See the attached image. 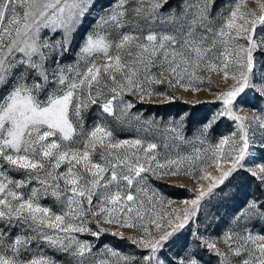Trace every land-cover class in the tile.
Listing matches in <instances>:
<instances>
[{"label": "snow or ice", "instance_id": "6c2138e0", "mask_svg": "<svg viewBox=\"0 0 264 264\" xmlns=\"http://www.w3.org/2000/svg\"><path fill=\"white\" fill-rule=\"evenodd\" d=\"M215 2L183 0L179 11H162L169 0H115L85 36L76 64L63 65L93 0H0V264H165L166 242L195 224L202 204L234 172L245 169L264 185V162L257 163L264 157L250 151L257 137L264 148V116L241 115L234 105L246 90L264 97V0H254L255 8L232 0L213 13ZM43 29L60 38H42ZM213 74L227 88L201 135L220 117L234 121L235 130L210 145L199 164L191 156L161 163L157 144L114 135L109 119L157 130L131 113L126 95H164L154 91L157 84L200 91L194 84ZM165 132L188 142L179 126ZM213 166L218 175L208 171ZM180 175L193 180L194 198L164 211L174 202L150 177ZM240 216L264 218V202L248 201ZM105 233L126 238L141 254L107 244L93 252L94 244L80 238ZM193 235L229 264L215 240ZM221 239L239 264H264V234L228 231ZM175 264L201 260L187 252Z\"/></svg>", "mask_w": 264, "mask_h": 264}, {"label": "rangeland", "instance_id": "374dc122", "mask_svg": "<svg viewBox=\"0 0 264 264\" xmlns=\"http://www.w3.org/2000/svg\"><path fill=\"white\" fill-rule=\"evenodd\" d=\"M217 2V0H216ZM232 0H225L219 7L215 8L213 5V13L220 10V8L231 3ZM115 3V0H93L92 8L90 12L84 17L82 25L73 34L72 43L68 48V51L64 53L61 57V64L63 65H75L77 61V54L79 52L80 46L82 45L85 36L93 31L97 20L100 16L104 15L106 10L110 8ZM183 0H169V3L165 5L162 11H168L172 8H176L179 11L180 5ZM249 7L255 8L256 4L254 0H249ZM259 32V29H258ZM264 34V33H261ZM60 32L50 33L48 29H43L41 32V37H48L50 41H54L60 38ZM254 82H257L254 80ZM231 80H229V84ZM195 87H199L200 91H193L188 89L187 91L179 86L169 87L167 84H157L154 85V91L158 93H164V95H154L150 99L146 98L143 101L139 100L138 96L126 95V100H131L135 105L131 109V113L138 114L141 120H151L156 123L157 130L144 131L143 128L138 130L133 121L132 125H117L114 121L108 120V123L112 126L114 130V135L118 139H133L140 138L145 141V143H155L158 145L156 151L159 153L160 162L163 163L165 159H176L181 156H191L194 159L199 157L197 163L206 159L210 152L207 151L210 145H215L219 138L229 135L235 130V122L229 117L218 118L212 127L207 131L206 134L201 135V129L207 124L213 116L222 108V102L217 99L220 90H226L227 85L221 82L220 78L215 74L212 75L211 80L204 79L202 82H197L194 84ZM178 98L185 100L190 103H204L205 105V117L202 121L194 120L188 122L187 113L188 110H182L178 115L169 114L168 116H162L159 114L161 109L157 104H161L167 100ZM234 105L240 110L241 115H257L264 116V97H261L258 92L246 90L242 97H237L234 101ZM91 112L95 116H99V112L96 110L95 106L91 109ZM92 123L91 119L85 120V127ZM180 127V131L183 134L184 140L187 143L181 142L178 139L172 138V134L165 132L168 127ZM204 142L201 143L200 141ZM167 144V147H165ZM250 151L257 156L264 157V148H262L260 138L257 137V142L255 146H250ZM264 160H258L257 163H262ZM246 168L252 167L247 160L245 161ZM230 165L224 161H221V167L226 169ZM188 167L187 162L182 166L183 168ZM208 171L213 175H218V172L214 170V166L208 168ZM14 179L21 178L16 173H8ZM209 181H204L205 186ZM149 183L152 187L157 189L164 197L174 203L164 209V211H169L171 208H176L185 199L194 198V193L189 191L195 188V184L190 177L180 175L178 177L166 178L164 180H156L150 177ZM179 185H182L179 186ZM264 188V185H262ZM228 191V190H227ZM229 193L228 197L220 198L219 191L208 200H206L197 215L195 224L191 222L180 232L176 233L169 242H166L165 248L161 251L160 257L165 261V264H175L185 253L193 252L197 254V258L201 260V264H222L221 258L214 252L205 249L202 246V241H197L195 232L205 238H210L215 240L217 246L222 252L228 253L229 264H239L240 257H237L229 252L228 245H226L221 239L225 232L231 231L236 234L239 233L243 235L245 230L251 231L253 234H264V230L258 228L256 224L252 222V217L244 218L240 216L239 219L236 217L243 211L246 207L248 201L253 199L247 198L244 204H231L230 195L236 193V186L233 187ZM184 192L183 196H175L173 193ZM229 198V200H228ZM222 199V200H218ZM47 206H53V201L51 198H45L41 201ZM259 220L264 222V218L257 216ZM165 231L170 229L165 227ZM125 236L132 234V230L125 229ZM162 234L161 233H158ZM81 239L89 240L94 244L93 252H97L105 244L110 247L117 249L124 253H135L140 255L141 251L137 250L135 246L131 245L126 238H120L112 236L105 233L99 238L91 237L88 234H83ZM116 244V245H115ZM52 255L53 253H49ZM57 259H60L57 256Z\"/></svg>", "mask_w": 264, "mask_h": 264}, {"label": "trees", "instance_id": "16d2710c", "mask_svg": "<svg viewBox=\"0 0 264 264\" xmlns=\"http://www.w3.org/2000/svg\"><path fill=\"white\" fill-rule=\"evenodd\" d=\"M172 1V0H170ZM225 0H217L215 8L219 7ZM161 109L159 110V114L162 116H168L169 114L178 115L182 110H188L187 120L188 122H192L194 120L202 121L205 117V105L204 103H190L185 100H181L178 98H174L171 100H167L161 104H157ZM236 186V193L230 195L232 201L230 206L232 207L233 203L244 204V201L247 198H251L258 203L264 202V188L260 184V182L254 178L251 174H249L245 169H238L234 172L223 185H220L216 190L219 191L220 198L228 197L230 190ZM228 190V191H227ZM184 192L173 193L175 196H183ZM219 201L222 199H218ZM229 200V198H228ZM252 222L258 226L259 229L264 230V222L259 220L257 216H252ZM116 245V244H115Z\"/></svg>", "mask_w": 264, "mask_h": 264}]
</instances>
